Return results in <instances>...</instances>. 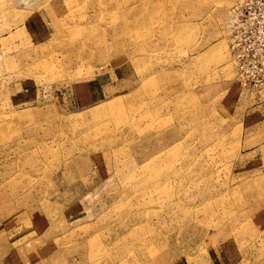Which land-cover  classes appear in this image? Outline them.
<instances>
[{"label":"rangeland","instance_id":"rangeland-1","mask_svg":"<svg viewBox=\"0 0 264 264\" xmlns=\"http://www.w3.org/2000/svg\"><path fill=\"white\" fill-rule=\"evenodd\" d=\"M259 7L0 0V264H264Z\"/></svg>","mask_w":264,"mask_h":264},{"label":"built area","instance_id":"built-area-1","mask_svg":"<svg viewBox=\"0 0 264 264\" xmlns=\"http://www.w3.org/2000/svg\"><path fill=\"white\" fill-rule=\"evenodd\" d=\"M255 1L257 4H260L259 9H261L264 6V0H252V2ZM256 20L258 22L259 25H261L258 29V31L260 34L263 33L264 34V13L260 14L259 17L255 16ZM255 30V29H254ZM253 67L255 68V70L253 71V79L255 77H257V75H262L260 72L263 71V67L259 66L258 62H256V64L253 65Z\"/></svg>","mask_w":264,"mask_h":264},{"label":"crops","instance_id":"crops-1","mask_svg":"<svg viewBox=\"0 0 264 264\" xmlns=\"http://www.w3.org/2000/svg\"><path fill=\"white\" fill-rule=\"evenodd\" d=\"M263 110H264V103H263ZM259 115H261V114H259Z\"/></svg>","mask_w":264,"mask_h":264}]
</instances>
